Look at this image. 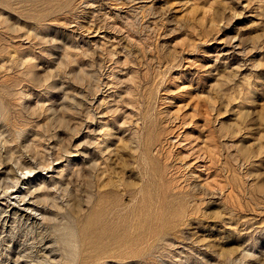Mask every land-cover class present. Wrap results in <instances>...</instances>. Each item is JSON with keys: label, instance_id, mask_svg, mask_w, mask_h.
Returning a JSON list of instances; mask_svg holds the SVG:
<instances>
[{"label": "rangeland", "instance_id": "374dc122", "mask_svg": "<svg viewBox=\"0 0 264 264\" xmlns=\"http://www.w3.org/2000/svg\"><path fill=\"white\" fill-rule=\"evenodd\" d=\"M0 264H264V0H0Z\"/></svg>", "mask_w": 264, "mask_h": 264}]
</instances>
